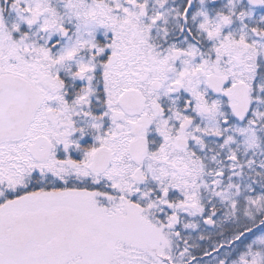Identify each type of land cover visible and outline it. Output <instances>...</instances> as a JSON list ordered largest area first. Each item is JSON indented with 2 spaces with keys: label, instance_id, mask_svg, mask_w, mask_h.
<instances>
[{
  "label": "snow or ice",
  "instance_id": "6c2138e0",
  "mask_svg": "<svg viewBox=\"0 0 264 264\" xmlns=\"http://www.w3.org/2000/svg\"><path fill=\"white\" fill-rule=\"evenodd\" d=\"M0 264H264V0H0Z\"/></svg>",
  "mask_w": 264,
  "mask_h": 264
}]
</instances>
